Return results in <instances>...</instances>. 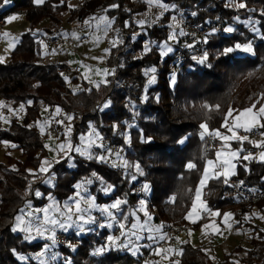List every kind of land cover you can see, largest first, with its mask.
Masks as SVG:
<instances>
[{
	"label": "trees",
	"instance_id": "16d2710c",
	"mask_svg": "<svg viewBox=\"0 0 264 264\" xmlns=\"http://www.w3.org/2000/svg\"><path fill=\"white\" fill-rule=\"evenodd\" d=\"M161 1L173 5L172 11H181L185 18L194 12L195 22L217 20L222 23L221 29L199 51L202 57L207 53L204 63L185 60L172 85L169 82L172 50L163 58L159 52L161 45L169 41L170 26L166 24L169 12L161 17L160 24L146 26L147 38L152 43L146 51L142 35L132 38L139 28L133 14L146 9L143 0H82L73 8H68L67 0H44L40 5L32 0H9L7 4L0 0L3 6L0 20L10 13L22 11L29 23V30L20 35L8 60L0 63V100L5 99L0 111H9L19 102L26 104L21 121L12 118L10 125L4 128L0 119V140L16 143L24 158L16 160L6 156L5 161H0V264H22L16 253L36 252L42 246V242L28 243L12 231L14 217L24 203L32 201L33 205L41 206L49 195L64 200L74 192L79 180L92 181L87 184L100 202L126 201L120 205L119 218L128 226L132 222L131 210L139 205L141 198L145 199L146 210L153 214L155 223L186 224L184 216L190 208L205 159L213 157L215 152L214 149L205 150L204 138L199 135L200 125L207 124L209 131H220L230 108H246L259 91H264V0H236L246 7L235 9L226 4L227 0ZM65 10H69V17L77 21L105 13L113 18L112 29L119 26L120 32L125 34L109 49L105 65L111 71L105 78L107 82L100 83L98 88L82 80L84 88L71 93L62 76L68 65L48 60L41 51L38 37L32 32L43 17L54 26L45 31H56ZM236 15L255 18L259 36L243 23L233 20ZM227 25H232L234 31L224 33ZM237 43H251L252 54L242 55L237 50L220 55L225 47ZM151 67L155 69V81L149 84L150 78L145 73ZM238 95H242L239 103ZM106 103L108 106L104 107ZM45 105H57L64 116L72 115L70 139L73 147L93 127L103 142L121 147L126 161L133 167L112 168L103 161L98 162L95 158L97 150H93L92 159L70 151L69 155L57 160L59 162H54L47 173L39 172L41 159L47 151L39 131L31 122L39 108ZM129 122L133 125L127 127ZM127 128L128 142L120 133ZM258 130L264 132V128ZM230 147L253 149L248 141H234ZM190 162L196 167L189 169ZM137 164L141 169L139 172L134 167ZM28 167L35 172H29ZM50 172L55 174L53 187L43 184ZM232 177L264 186V162L240 160L237 173ZM109 185L114 190L104 196L103 188ZM136 185L142 186L143 191L137 192ZM144 185H148L147 191H144ZM37 191L40 196L35 195ZM224 191L221 178L210 179L205 186L207 205L220 211L239 209L240 213L250 207H238L230 199H221ZM255 204L264 207V200ZM204 221L202 217L190 227L198 229ZM249 228L253 231L252 249L240 259L245 264H264V228L257 224H249ZM106 235L105 230L73 235L71 241L77 242L75 250H69V246L61 249L55 264H140V256L119 248L97 253ZM181 249L178 264H212L199 246L187 242ZM228 257L220 264H233ZM26 264L39 263L30 259Z\"/></svg>",
	"mask_w": 264,
	"mask_h": 264
},
{
	"label": "crops",
	"instance_id": "0c3cea01",
	"mask_svg": "<svg viewBox=\"0 0 264 264\" xmlns=\"http://www.w3.org/2000/svg\"><path fill=\"white\" fill-rule=\"evenodd\" d=\"M13 15H17L19 18L14 20V21H11L9 23H6V22L3 23L2 21L0 23L1 24L3 23L2 25L4 27H9V28H7L8 30L3 29V28H2V30L10 33L11 35H15V37L18 38V41L15 43V45H16L20 40V35L23 32L29 30V28H28L29 23L25 19L23 12H13V13H10L5 18L7 19L8 17L13 16ZM104 15H106V14L105 13H96L92 16H88L85 19H83L82 21H77L78 25H76L74 27L67 26L65 24L66 26L63 25V27H64L63 28L62 25H60L59 27H62V28H60L59 32L67 39V42L68 41L71 42L72 40H70V39H72L74 37L73 41L78 43V42L82 41L86 35L79 34L77 32H80V31L83 32L88 27H90L92 24H94V22H97V19H91L90 20V18L104 16ZM5 18L3 19V21H6ZM111 19H113V18L109 17V20H111ZM89 20H90V23L85 24V21H89ZM18 21H20V23H21L20 28L14 27L16 25L15 23ZM45 25L46 26L49 25L47 18L41 19V21L32 30V32L35 35L36 34L38 35L37 37L39 39V44L41 46V51L43 54L46 53L43 35L47 32L44 30L42 31V28L45 27ZM252 33L259 36V32L258 33L252 32ZM73 34H75V36ZM76 36H78L79 39H76L75 38ZM0 41H1V39H0ZM63 46H60L58 48V50L54 53V56H55V59L57 62L65 63L68 65V69L65 70L64 72H62V76H63V79L65 81L67 89L71 93H77V92L81 91L84 88V86L82 84V80L88 82L92 86H95L94 83L90 82V79L87 75H82L83 67L80 63L69 61L71 58L70 56L74 55L75 52L72 51V53H69L64 48H62ZM107 47H108V52H109V49L111 47H113V44H109V46H107ZM7 50L9 53L6 54ZM7 50H6V47H4L3 54H0V57L4 58L3 61L8 60L10 52L12 51V49H8V48H7ZM107 56L108 55L105 56L104 61H106ZM75 66H80V70L75 71ZM71 69H73L74 72ZM106 69H109V68L106 66ZM85 77H87V78H85ZM0 102H3V104H4L5 99H1ZM21 105H23V110H21V107H20ZM57 108L60 109L59 113H57V111H56ZM242 110H239V111H242ZM52 112H53V116H51ZM25 113H26V104L24 102H19L14 108L10 109L9 111L1 110L0 111V119H1L2 126L4 128H7L10 125V121L12 118L17 119V121H21L23 116L25 115ZM233 114H234L233 116L237 115L238 111L236 113L233 112ZM68 116L72 117V115L64 116V112L57 105H45V106H42L39 108L35 119L31 122L39 131L43 145L47 151V155L45 157H42V159H41L40 165L38 167L39 172H41L40 167H41V164H42L44 158L48 157L51 159V160H48L50 166L45 165V168L47 170L42 172V173H47L50 170V168L52 167L54 162H56L60 158H63L65 156L69 155L70 151H67V149H66V151H67V155H66L64 152H60V150L57 147V145H59L60 143H62V142L68 143L69 141L72 145L70 135L68 137L65 136V129L69 125L71 126V131H72V120L69 121L67 118ZM55 118H58L59 121L63 122V123H59L61 126H57L58 131H59V135L58 136H55L53 134L46 135L47 132L46 131L44 132L45 127L48 125V122L53 121ZM232 123H233V119L230 117L228 119V124L230 127L232 126ZM93 129H94L93 127H90L88 129V131L83 135L86 138L85 143L82 145L81 140L79 139V143L76 146H81V147L87 146V138L90 135H92L91 139L94 141V144L90 148L91 153L93 152V150H97L96 151V157L101 156V155L105 156L107 159L103 162L112 168L125 167L123 165V161L126 160V158L124 156V150L122 149V151H121V147L115 146V148H119V150L121 151L120 153L116 152L117 150L111 148V146H113V145H111L107 142L106 143L103 142L99 132L98 131L95 132V131H93ZM202 131H204V130L200 129V133ZM93 132L96 134H94ZM209 132H212V131H209ZM220 132L222 135L229 136V137H231L233 135L232 132L228 131V129L224 128V127L220 130ZM240 132H241V129H240ZM200 133H199V135H200ZM206 135L207 134H205V136ZM97 137H99V138H97ZM200 137H201V135H200ZM261 140H264V136H262L261 139L258 140V142H260ZM234 141H239V140L238 139H230V140H227L224 142V140L220 139V142H221L220 145L223 147L224 145L229 144V142H234ZM248 141L250 142V140H248ZM250 144H251L253 149L243 148V151H240V154H242V156H240V160H244L243 156L251 153L252 158H250L249 160H245V161L250 162L252 160H256L259 162H264L259 158V153L261 151H264V149H260V148L255 147L254 144L251 142H250ZM13 145H15V147H13ZM46 145H47V147H46ZM101 145H102V147H101ZM223 148H225V147H223ZM217 151H219V150H215L214 158L210 159V160L216 159ZM78 154L82 157H86V155H81L80 153H78ZM117 154H119V155H117ZM6 156H10L16 160H23L24 159L22 157V154H21V149L17 148L16 143L11 142V141H7V140H0V161H5ZM70 161H71V158H70ZM97 161L101 162L98 159H97ZM71 164H72V162H71ZM206 164L207 163H204V168H205ZM11 167L14 168L15 166L12 165ZM244 167L247 168V166H244ZM204 168H203V170H204ZM27 170L28 171L31 170V173L35 172V170L31 167H28ZM202 174H203V172H202ZM202 174H201V177H202ZM201 177H200V179H201ZM200 179L198 181L197 186L199 185ZM212 179H215V178H212ZM221 179L223 180L224 178L221 177ZM85 181L86 180L77 181L75 183V186H74V192L68 198H66L64 200L60 201L55 196L49 195L46 202L41 206H35V205H33L32 201H26L24 203V205L18 210V212L15 215L14 220H13V224L11 227L12 229H13V227H16V225H17L16 218L18 216L23 217V219L26 223L29 220H34L37 217H39L41 226L48 229V231H45L43 235H37L35 230H33L31 232V235L35 237L34 239H25V236L28 235V233H25L23 231H19V230L15 231V232L13 231L14 233L19 234L22 237V239L28 243L42 242L41 248L36 252H30L27 254H20V253L15 254L16 258L22 264H26L30 259H33L34 261L38 262L39 264H55L56 259L58 258L59 255H61V250L57 251L55 254L52 252L55 249V241H53L51 239V237L53 235L55 236V234L58 231H61L64 229L59 227V225L45 224L44 223L45 213L43 211H37V210H41V209H49V211L47 213L49 218L56 219L58 221H64V223L67 224L68 223V221L66 220V215L68 214L67 208L70 207L72 209L73 213H75V203L79 202L81 208L86 210L83 213L85 215V218L87 219L90 216V217L94 218V222L84 224L85 230L82 232L78 230L75 223L72 225V227H69V228H67V230H64V231L75 230L76 234L82 235V234L88 232L91 228H94V226L97 225L98 222H100V223H98L99 228H103L107 232V235H106V238L104 240L103 245L98 247V249L105 248L109 244V241H108L109 236L119 237L118 243H120V242L126 243L127 242V239L129 237L121 236V230L119 227L120 223H124L123 220H121L119 218V214H120L121 209L119 211H117L116 209H111V212L113 214L111 217H109V215L107 213H101L99 211V208L107 207V206L113 204L117 199H113V200H110L108 202L98 201L95 198L94 194L91 192L89 185L87 183H85ZM208 181H207V183H208ZM54 183H55V174L50 172L46 175L45 179L43 180V184H45L48 187H53ZM77 185H81V187L77 188L76 187ZM197 186H196V188H197ZM205 186L201 189V202H203L206 205V208L210 211H205L202 208H197L196 214H194V216H193V219L195 220V222L198 221L200 218L204 217L205 218L204 223L198 229H192L190 226L192 223H195V222H193V220L185 218L188 215V213L190 211H192V204H193V201L195 199V192H194L190 208L188 209V211L186 212V214L184 216L187 228L182 234H180L176 237H179L180 241L190 242L193 245L199 246L200 249L209 257L212 264L222 263L225 260V257L227 255H229L228 260L233 262V264H245L243 261H241L240 258L245 255L246 251H249L252 249V244L250 242V239L253 236V231L249 228V224H257L260 227L264 228V224H262V220H261L262 219L261 217H264V207H260L259 205L254 204V205L250 206L245 212H242V213L239 212V209H231V210L229 209V210L220 211L219 208L209 206L205 202V200H204ZM104 188H106V187H104ZM113 190H114L113 186L111 187V191L106 192L103 190L104 196L109 195ZM77 192H79V195H77ZM89 200H91L93 202V204L96 205V207L89 208V206L87 204V201H89ZM142 200L144 201L143 206H141V204H140V202ZM140 202H139V205H137L134 209L131 210V213H130L131 218H132L131 223H137L138 222L139 224H145V222L147 221L148 224L145 226V228H147L148 225H151V226L163 225L162 223L157 224L153 221V214L146 210L145 199L141 198ZM21 210H23V211H21ZM215 212H219L220 215H212V213H215ZM29 213H31V215H29ZM61 213H64V215H61ZM133 213H134V215H133ZM145 213H147V215ZM225 213H231L232 214V216L227 220V222H225V218H224ZM148 216L152 217V219L150 221H148ZM75 220H76V215H73V221H75ZM101 225H103V226H101ZM109 225H111V226H109ZM204 225H213L214 227H209V228L205 229ZM229 225H231V227H229ZM130 226H131V224L128 226L127 229H125V231H128L130 229ZM20 227L21 228L24 227V224H21ZM214 228H219L220 232L217 233L214 230ZM134 231H136L137 234L142 237V239H140L139 241H135V237H131V239L134 241V244L129 245L128 248L106 247L105 251H107L109 249H113V248H119V249H122L124 251H127L128 253H130L134 256H141L145 253L150 252L151 257H150L149 261L145 262L144 264H157V262H159V264H173L174 261H178L179 255L174 254V253L168 254L169 259H163L162 255H156L154 250L158 247L159 241L149 240L147 237L150 235V233L147 230L142 231L138 228V229H135ZM189 233H191V234H189ZM151 235L159 236L160 233L153 232V233H151ZM176 237L174 238V240L170 244H167V245L163 246L162 248L171 247L173 249L180 250L181 245L183 243L182 244L178 243V241L176 240ZM136 245L139 246L138 250H136V247H135ZM42 253H43V255H41ZM53 256H55L54 260L52 259ZM20 257H25V259L22 260V259H20Z\"/></svg>",
	"mask_w": 264,
	"mask_h": 264
},
{
	"label": "snow or ice",
	"instance_id": "6c2138e0",
	"mask_svg": "<svg viewBox=\"0 0 264 264\" xmlns=\"http://www.w3.org/2000/svg\"><path fill=\"white\" fill-rule=\"evenodd\" d=\"M8 2H9V0H4L5 4H7ZM61 2H63V0H61ZM148 2L150 4L156 3L157 6H159L160 8H162L164 10H167L168 7H169L166 4L160 3V0H148ZM33 3H35L36 5H40V4L44 3V0H33ZM0 6H2V5H0ZM235 6L239 7V8L246 7V5L244 3H240V4L235 5ZM111 7L114 8V7H117V5H112ZM161 14H163V13H161ZM193 15H195V13H193ZM18 18L19 17L17 15H13V16L8 17L5 22L8 23V22L14 21V20H16ZM91 19H97L100 23H102L104 25L105 31H107L108 29L111 28L112 21L109 20L105 16L93 17V18H90V20ZM90 20L89 21H85V24H89ZM140 23L143 24L144 21H140ZM245 23L252 24L254 22L245 21ZM126 26H127V24H126ZM252 30L254 32H257V33L259 32V30L256 29L255 27H253ZM213 31H215V29H213ZM224 31L228 32V33H231V32L234 31V29L232 27H227V28L224 29ZM73 35L75 36V34H73ZM175 35H176L175 33L171 34L169 36V40L175 39ZM179 35H186V33H184L181 30ZM2 36H3V38H7L8 39V47H9V49L15 47V43L18 41L17 37H12L11 34L8 33V32H4L2 34ZM75 38L79 39L78 36H76ZM204 42L206 43L207 39H205ZM116 43H117L116 41H113V46H115ZM161 47L165 48V47H167V45L165 44V45H162ZM189 47H191V45H189ZM145 50L146 51L148 50L147 46L145 47ZM171 50L172 49L170 47H167V51L170 52ZM237 50L243 51V52H247V53H251V52H253V47H252L251 43H247V44H243V45L237 43V44H235L232 47H225L222 50V52L220 53V55H228V54H231V53H233L234 51H237ZM3 59H4L3 57H0V63L3 62ZM193 59H198V62L204 63V61L207 59V53H205V55L203 57H201V58L193 57ZM102 71H103V74L105 76L110 74L108 69H104ZM150 71L154 73L155 69L153 68ZM113 73H114V70H113ZM147 74L148 73L146 72L145 75H147ZM85 78H87V77H85ZM154 81H155V77L153 76L148 81V83L151 84ZM90 82L94 83V85L98 88L100 86V83H106L107 81H101L99 83L98 82H93V81H90ZM29 103H31V101H29ZM0 106H3V102H0ZM107 106H108V104L106 103L104 105V107H107ZM20 107H21V110H23V105H21ZM255 108H256L255 105H253L252 107H249V108H245L242 111H238V114L235 115V116H233V112L236 111V110H233L231 108L228 110V113L225 116V122L222 125V127L227 128L228 131L233 133V135L231 137L222 135L219 130H215V131L209 132L207 124H201L200 127H201V129L204 130V131H202L200 133L201 139L204 138L205 134H208L213 139H215L216 137H219L220 139H222L224 141H227V140H230V139H238L242 143L243 141L248 140L247 136L237 137L235 135L234 129H243L246 132H251L254 128H257V127L264 128V105L260 106L259 109L254 111ZM56 111H57V113H59L60 109L57 108ZM230 117L234 121V124L231 127L228 124V119ZM67 118H68L69 121L73 119V117H71V116H68ZM58 123H63V122L59 121ZM70 133H71V126L69 125L65 129V136L68 137L70 135ZM260 134L262 136H264V132H261ZM97 138H99V137H97ZM80 140H81V144L83 145L85 143L86 138L84 136H81ZM251 143H253L254 146L257 147V148L264 149V141H262V142H254V141H252ZM93 144H94V141L91 139V135H90L87 138V146L86 147H81V146L73 147L71 145L70 141L68 143L62 142L59 145H57V147L60 150V152H64L66 155H67V151H75L77 153H80L81 155H86L89 159H92L93 155H92V153L90 151V148H91V146ZM13 147H15V145H13ZM46 147H47V145H46ZM101 147H102V145H101ZM223 147L226 148L228 146L224 145ZM66 149H67V151H66ZM240 151H243V149L241 148L239 150H232V151H229L227 153H225L222 150L221 151H217L215 160H207V164H206V166H205V168L203 170V174H202V177L200 179L199 185L195 189V199H194L193 204H192V211H190L188 213V215L185 217L186 219H190V220H193V222H195V220L193 219V216H194V214H196L197 208H202L205 211H210V210H208L206 208V205L203 202H201V189L207 184V181L209 179H212V178L219 179V178L223 177L224 178L223 182L225 184H227L229 177L232 176V175H235L236 164L233 163V161L239 156V152ZM117 155H119V154H117ZM95 158L100 160V161H105L107 159L103 155L97 156ZM250 158H252V154L251 153H249L248 155L243 156L244 160H249ZM259 158L262 161H264V151H261L259 153ZM57 162H59V161H57ZM45 165L50 166V164H49V162L47 160L42 162L41 167H40V171L41 172H44V171L47 170L45 168ZM123 165L125 167H133V165H130L126 160L123 161ZM72 166H74V165H72ZM134 167L136 168V170L138 172L141 171V169H140L138 164L135 165ZM187 167L189 169H192V168H195L196 165L190 162L187 165ZM29 172H31V170H29ZM93 176L95 177L96 174L93 173ZM96 178L100 179L99 177H96ZM133 179H135V177H133ZM101 182L103 183V181H101ZM85 183H89L90 184V183H92V181L91 180H87V181H85ZM240 183L243 184V181H241ZM76 187L80 188L81 185H77ZM111 187L112 186L109 185L106 188H104L103 190L106 191V192L107 191H111ZM147 190H148V185H144V191H147ZM35 195L36 196H40L41 193L39 191H37L35 193ZM77 195H79V192H77ZM173 200H174V198H173ZM122 203H126V201H122L120 199H117L113 204H111V205H109L107 207L99 208V211L101 213H107L109 215V217H111L113 215L112 212H111V209H116L117 211H119L120 210V205ZM87 204H88L89 208L96 207V205H94L91 200L87 201ZM140 204H141V206H143L144 205V201L142 200L140 202ZM21 211H23V210H21ZM37 211H43L45 213V218H44V223L45 224L59 225V227L63 228L64 230H67V228L72 227V225L75 223L77 228H78V230L82 232V231L85 230L84 229V224L94 222V218H92L90 216L87 219L85 218V215L83 213L86 210L81 208L79 202L75 203V213H73V211H72V209L70 207L67 208V213H68L66 215V220L68 221L67 224L64 223V221H58L56 219L49 218L48 215H47L49 209H41V210H37ZM145 214L147 215V213H145ZM29 215H31V213H29ZM61 215H64V213H61ZM73 215H76V220L75 221H73ZM133 215H134V213H133ZM212 215H220V213L219 212H215V213H212ZM231 216H232L231 213H225L224 214L225 222H227V220ZM261 218L264 219V217H261ZM124 219L126 220L127 217H124ZM151 219H152V217L148 216V221H150ZM16 220H17V225H16V227H13L12 231L15 232V231L19 230V231H23L25 233H28V235L25 236V239H34L35 238L34 236L31 235V232L33 230H35L37 235H43L45 231H48V229H46V228L41 226L39 217H37L34 220H29L27 223L24 221L23 217H21V216H18L16 218ZM21 224H24V227L21 228L20 227ZM147 224H148L147 221L145 222V224H139L138 222L137 223H131L130 229L128 231H125V229L128 228V225H126L124 223H120L119 227H120V230H121V236L129 237L127 239V242L126 243L125 242L118 243L119 237L109 236L108 237L109 244L106 247L128 248L129 245H133L134 244V241L131 239V237H135V241H139L140 239H142V237L140 235H138L136 231H134L135 229H138V228L140 230H142V231L143 230H147L150 233V235L147 237L149 240L162 241V240H165V239L169 238V237H167L166 233L162 232V229L164 227L163 225H158V226L148 225L147 228H145V226ZM101 226H103V225H101ZM109 226H111V225H109ZM209 227H214V226L213 225H204L205 229H207ZM229 227H231V225H229ZM214 230L217 233L220 232L219 228H214ZM153 232L160 233V235L159 236L151 235V233H153ZM189 234H191V233H189ZM51 239L54 241L55 240V236L53 235L51 237ZM176 240L178 241V243H181V244L182 243H187L186 241H180L179 237H176ZM70 247H74V246L70 245ZM106 247L97 249V253L104 252L106 250ZM135 247H136V250H138L139 246L136 245ZM154 252H155L156 255H162L163 259H169V256H168L169 253H174V254L180 255V254H182V249L176 250V249H173L171 247H169V248H159V247H157L154 250ZM41 255H43V253ZM20 259L23 260V259H25V257H20ZM52 259L54 260L55 256H53ZM157 264H159V262H157ZM173 264H178V261H174Z\"/></svg>",
	"mask_w": 264,
	"mask_h": 264
},
{
	"label": "rangeland",
	"instance_id": "374dc122",
	"mask_svg": "<svg viewBox=\"0 0 264 264\" xmlns=\"http://www.w3.org/2000/svg\"><path fill=\"white\" fill-rule=\"evenodd\" d=\"M81 1L82 0H67L68 8L75 7ZM143 1L146 2V9L144 11H142V12H138V13L133 14L134 22H135V24L139 28L133 33V37L132 38H136L138 35L139 36L142 35L144 37V41H143L144 48L146 46H147V48H149L152 45V43L147 38L146 26H151V25H153L155 23L160 24L161 17L165 13H168V12L170 13V17H169V21L166 24L170 26L169 36L171 34H173V33L176 34L175 37H179L180 36L179 33H180L181 29H182V27H181L182 26V23L186 19L185 16L182 14L181 11H179V10L172 11L174 9V6L173 5L166 4L169 7H168L167 10H164V9L160 8L159 6H157L156 3L150 4L148 2V0H143ZM160 3L165 4L161 0H160ZM238 4H240V3H236V5H238ZM2 7L3 6L0 7V10L2 9ZM18 12H22V11H18ZM161 13H163V14H161ZM193 13L194 12H190L189 13V17L190 16H194L195 17V15H193ZM68 14H69V10L63 11L62 12L61 22L54 29L56 31H54L52 33H48L47 32L44 35H46V34H60V35H62L59 32V30H60V28L63 27V25L66 24L67 26H71V27H74V26L78 25L77 20H74L73 18L69 17ZM104 16L109 19V17L107 15H104ZM43 18H47V17H43ZM232 18L235 21H238V22L243 23L251 32H254L252 30L253 27H255L256 29L259 30V28L257 26L256 19L253 18V17H251V16H249V15L247 17H244V18H240V17H238V15H236V16H234ZM1 21L3 23H5V21H3V19L0 20V22ZM111 21L113 22V19H111ZM140 21H144V23L141 24ZM245 21H252L254 23L249 24V23H245ZM48 23H49V25H47V26L45 25V27L42 28V31L43 30L45 31L46 29H53L54 28L53 23L49 19H48ZM2 24L0 23V39H1V41H0V54H3L4 47H6V50H7V48L9 49V47H8V39L7 38H3V36H2V34L5 32L4 30H2V28L8 30L7 28H9V27H4ZM15 24L16 25L14 27H17V28H20L21 27L20 21L16 22ZM60 25H62V27H59ZM227 27H232L233 28L232 25H227L225 28H227ZM120 31H122V30H121V28L119 26L116 27L115 29H112V27H111L110 29H108L107 31H105L104 25L97 20V22H94V24H92L90 27H88L83 32L82 31L77 32L79 34L86 35L85 38H83L82 41L76 43L75 41H73V38L74 37L72 36L73 38L70 39L72 41L71 42L68 41L62 48H64L69 53H72V51L75 52L74 55L70 56L71 58H70L69 61L80 63L82 65V67H83L82 75H87L89 77L90 81L98 82L99 83L101 81H104L105 78H106V76L103 74V71L102 70L106 69V65H105V61L104 60H105V56L108 55V53H109L107 46H109V44H113V41L118 42V39L121 36L122 37H125V34L123 32H120ZM224 33L228 34V32H225V31H224ZM11 36L12 37H15V35H11ZM35 36H38V35L36 34ZM169 36H168V40H169ZM165 44L167 45V47H170L169 46V43L168 44L165 43ZM165 44H162V45H165ZM167 47H165V48L160 47L159 52L161 54V58H163L166 54L169 53V51H167ZM11 49H13V48H11ZM7 53H9L8 50L6 51V54ZM54 53L55 52H51L50 53V56L47 57L48 60H51V61H54L55 60L56 61L55 56H54ZM238 53L239 54H242V55H244V54L251 55L252 54V52L251 53H247V52H243V51H239V50H238ZM198 54L199 55H197V58H201L202 56L200 55V53H198ZM196 61L198 62V59H196ZM198 63H200V62H198ZM151 69H153V68L151 67V68H148L146 70V72L148 73L147 76L150 79L154 76L153 72L150 71ZM71 70H73V69H71ZM108 70H109V73H110L111 70L110 69H108ZM73 72H74V70H73ZM175 77L176 76L173 75L172 78H171V80L169 81L171 85L173 84V82L175 80ZM235 95H236V92L234 93V96ZM237 97H238L237 103H239L240 102V98H242V95H238ZM253 105L256 106V108L254 110H257V109H259L260 106L264 105V91H259L258 92V95L252 101L251 105L248 106V107H246V108L252 107ZM243 109H245V108H243ZM239 110H242V109H237L234 112L236 113ZM51 116H53V112H52ZM58 121H59V119L58 118H55L53 121L48 122V125L44 129V132L45 131L47 132L46 135H49V134H53L55 136H58L59 135V131H58L57 126H61V125L58 123ZM233 124H234V121H233L232 125ZM131 125H133V124L130 123V122L126 124L127 127H130ZM258 128L259 127L254 128V129L259 132V136L252 137V138H248V140H250V142H252V141L258 142V140L261 139L262 135L260 134L261 132L258 130ZM200 129H201V127H200ZM93 131L97 132V130H95V129H93ZM234 131H235V135L237 137H243V136H245V135L241 134L240 129H234ZM120 133L123 134L125 141L128 142L129 141V130H128V128L126 130L122 131V132L120 131ZM199 133H200V131H199ZM94 134H96V133H94ZM91 137H92V135H91ZM216 139H215L216 145L213 148L214 150H219V151L222 150L225 153H227L229 151L239 150V149L242 148V147H239V148H231L230 147V143H232V142H229V144H226L228 147L223 148L220 145V143H221L220 142V138L219 137H216ZM248 140H245V141H248ZM262 141H264V140H261L260 142H262ZM84 147H86V146H84ZM111 148L117 150L116 152H118V153H120L122 151V148H121V151H120L119 148H115L114 145L111 146ZM213 149H211V150H213ZM211 150H209V151H211ZM214 155L211 158H206L204 163H207V160L213 159L214 158ZM240 156H242V154H240V152H239V156L233 161V163L236 164V167H235V175L237 173V168H238V163L240 161ZM45 160L48 161V160H51V159L48 158V157H46V158H44L43 161H45ZM243 166H246V165H243ZM232 176H234V175H232ZM232 176H230V177H232ZM142 191H143L142 190V186H140V189H139V191L137 190V192H142ZM261 220H262V224H264V219H261ZM98 223H100V222H98ZM98 223H97V225L94 226V228H91L89 231H92V230H96V231L104 230L103 228H99V224ZM184 225L186 226V224H184ZM186 228H187V226H186ZM186 228H185V230H186ZM71 231H74L75 232V235H78V234H76V231L75 230H71ZM58 232H60V231H58ZM56 234H55V236H56ZM70 245L71 246H74V247H70ZM76 246H77V242L76 241L75 242L70 241L68 249L71 250V251H74L75 248H76Z\"/></svg>",
	"mask_w": 264,
	"mask_h": 264
},
{
	"label": "built area",
	"instance_id": "2783aa9c",
	"mask_svg": "<svg viewBox=\"0 0 264 264\" xmlns=\"http://www.w3.org/2000/svg\"><path fill=\"white\" fill-rule=\"evenodd\" d=\"M226 4L235 9L236 0H227ZM194 16L187 17L182 23V31L186 35H180L175 37V39L169 40V46L172 48L173 60L169 64L171 72L169 74V79L171 80L173 75H177L182 63L187 60H195L193 57L199 55V51L205 46V44L216 34L222 27L221 21H204L195 22L193 21ZM215 29V31H213ZM44 46L46 53L44 56L49 57L51 52H56V50L67 43V39L60 34H46L43 36ZM205 39L207 42L205 43ZM191 45V47H189ZM52 59V58H51ZM55 61V60H54ZM80 66H75V71H79ZM173 73V74H172ZM241 133L248 138L259 136V132L253 129L251 132H246L241 129ZM216 141L210 135L204 137V148L206 151L211 150L215 147ZM243 181V184L240 182ZM225 191L221 195V199H230L238 207H249L255 204L259 200H264V186H259L247 182L244 178L230 177L228 183L225 184ZM135 189L139 191L140 185H136ZM162 232L167 234L168 239L158 242V247L170 244L176 236L182 234L185 231L186 226L178 223H169L163 225ZM75 235L74 231H64L61 230L57 232L55 236V249L52 251L56 253L57 251L67 248ZM151 257V253H145L141 255L140 264L148 262Z\"/></svg>",
	"mask_w": 264,
	"mask_h": 264
}]
</instances>
